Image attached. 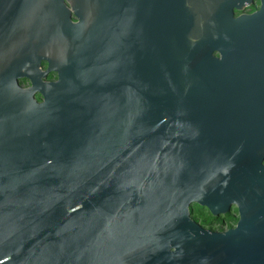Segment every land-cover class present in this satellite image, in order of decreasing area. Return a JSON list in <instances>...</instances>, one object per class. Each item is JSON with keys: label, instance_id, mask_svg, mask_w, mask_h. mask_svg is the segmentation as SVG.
Returning <instances> with one entry per match:
<instances>
[{"label": "water", "instance_id": "95a60500", "mask_svg": "<svg viewBox=\"0 0 264 264\" xmlns=\"http://www.w3.org/2000/svg\"><path fill=\"white\" fill-rule=\"evenodd\" d=\"M67 1L0 0V264H264V0Z\"/></svg>", "mask_w": 264, "mask_h": 264}, {"label": "flooded vegetation", "instance_id": "af4514ba", "mask_svg": "<svg viewBox=\"0 0 264 264\" xmlns=\"http://www.w3.org/2000/svg\"><path fill=\"white\" fill-rule=\"evenodd\" d=\"M65 6L70 11V20L72 22L78 21V16L75 14V12L72 10L70 3L67 0H64ZM261 9V0H251L250 3L246 4L242 8L238 9L236 7H233V16L237 17L241 14H252L255 11H258ZM49 66V63L45 59L39 60V69L41 71H45ZM40 80L43 82H57L58 81V71L50 70L47 72L45 77H40ZM17 86L20 89H26L28 87L32 86V81L29 77L21 76L19 78H16ZM32 99L35 100L37 103H41L44 101L43 94L36 90L31 95ZM264 165V160H263ZM188 217L194 221L200 228L204 230H210L212 232H224L232 227L235 226L237 220H238V212L237 208L235 206H232L227 213L223 215L217 216L216 214L210 212L205 206L199 205L197 202H191L188 205ZM228 215H231L235 218L236 222L233 224L228 225L226 223ZM170 252H174L175 247L168 249Z\"/></svg>", "mask_w": 264, "mask_h": 264}, {"label": "trees", "instance_id": "16d2710c", "mask_svg": "<svg viewBox=\"0 0 264 264\" xmlns=\"http://www.w3.org/2000/svg\"><path fill=\"white\" fill-rule=\"evenodd\" d=\"M235 222H236L235 218L233 216H231V215H228L227 220H226V223L228 225H230V224H233Z\"/></svg>", "mask_w": 264, "mask_h": 264}]
</instances>
